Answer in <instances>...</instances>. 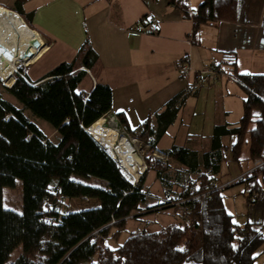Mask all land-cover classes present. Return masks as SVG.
<instances>
[{"label": "trees", "instance_id": "1", "mask_svg": "<svg viewBox=\"0 0 264 264\" xmlns=\"http://www.w3.org/2000/svg\"><path fill=\"white\" fill-rule=\"evenodd\" d=\"M167 2L190 17L182 0ZM235 2L203 0L191 18L193 33L206 21L233 19ZM21 3L17 1L11 10L32 28ZM96 60L97 53L87 41L76 58L58 63L38 80H31L20 67L23 76L16 75L9 86H2L18 104L0 90V264H255L256 252L264 243L262 229L249 221L235 223L223 203V188L213 189L212 185L222 162V136L236 137L231 146L232 161L241 162L245 143L246 159L264 160V74L237 75L246 92L243 116L232 127L214 126L211 150L203 154L204 171L190 176L175 197L163 203L183 208L180 223L172 222L156 231H133L112 249L106 244L111 229L116 228L112 239H117L126 218L143 210L149 193L143 186L145 173L132 185L117 162L86 131L112 111L111 87L98 80L92 85L88 72L80 69H93ZM184 99L185 94H177L168 101L164 110L155 114L154 128L146 121L130 129L123 113L115 117L129 135L144 141L154 152ZM26 110L48 122L53 136L32 122ZM162 153L175 159L197 158L194 150L178 145ZM193 160L187 169L196 173L200 166ZM148 164L147 169L166 182L164 162L156 159ZM251 173L264 181V164ZM17 180L21 185L20 211L2 204L3 188L14 187ZM65 198H98L100 205L61 211ZM36 227L39 231L13 256L25 232Z\"/></svg>", "mask_w": 264, "mask_h": 264}, {"label": "crops", "instance_id": "2", "mask_svg": "<svg viewBox=\"0 0 264 264\" xmlns=\"http://www.w3.org/2000/svg\"><path fill=\"white\" fill-rule=\"evenodd\" d=\"M17 1L0 0V4L15 9ZM20 1L23 16L29 17L31 29L45 44L38 60L55 50V56H61L58 63L70 62L88 41L97 53L93 69H87L92 85L98 80L111 87V114L123 113L130 129L146 121L154 128L155 114L177 94H185L176 114L179 124L173 125V146H181L176 138L184 119L201 117L194 128L206 136L215 125H235L243 116L246 96L243 85L227 77L219 76L208 88L196 87L192 73L179 72L181 57L188 56L194 69L219 62L236 78L241 73L264 74V0H236L233 19L206 21L194 33L193 20L167 0ZM188 1L192 11L203 2ZM53 66L29 78L38 80ZM231 113L236 122L229 121ZM189 132L187 126V137ZM165 134L157 142L160 152L165 150L160 146ZM232 136L221 138L225 141ZM255 206L261 208V203ZM260 228L263 232V226Z\"/></svg>", "mask_w": 264, "mask_h": 264}, {"label": "rangeland", "instance_id": "3", "mask_svg": "<svg viewBox=\"0 0 264 264\" xmlns=\"http://www.w3.org/2000/svg\"><path fill=\"white\" fill-rule=\"evenodd\" d=\"M12 6L13 5L2 6V4H0V15L4 14L8 10L14 9L12 8ZM55 55H56V51L53 50L48 54L44 55L40 60L30 64L29 66L20 63L18 65L17 71L13 74L12 81L14 80L16 75H22L20 72V67L24 69L25 71L24 74H28V76L32 78L33 76L35 77L41 74L42 70L50 68L52 65L54 66L57 65L61 56H55ZM88 76L90 77L89 73ZM220 77H225V76H220ZM12 81L9 82V85L10 83H12ZM6 85L7 84H4L0 80V90L2 91V95L8 98L9 100H11V102L18 104V102L14 98L10 97L2 90V86H6ZM25 114H27L30 120L34 122L36 125H38L43 130V132L49 135V137L53 136L54 131L48 122H46L45 120L39 117L32 116L29 110H26ZM110 114L111 113H108L105 119L108 118ZM114 119L116 120L117 123V129L119 131L124 132L127 138L130 141L134 142L136 152H138L143 163H146V170L144 171L146 177L144 179L143 186L144 189L148 190L149 199L147 200L146 204L142 206L143 210L140 212H136L135 217L129 216L126 218V223L124 225V228L120 231L117 239H112L113 233L116 232V228L111 229V233L109 237L106 239V244L112 249H114V247H116L118 244L124 241L125 238L128 236V234L133 231L136 230L146 231V232L156 231L162 227H165L169 223L172 222L180 223L182 218L179 217V214L181 213V210H183V208L182 207L177 208V207H173V205H168L163 203L165 201L168 202V200L171 197H175L174 193H178L182 185H186L185 182L186 180H189L190 176L195 177V175L199 173L201 170L204 171L205 158H203V154L211 150L210 137L213 132V130H211L209 136H206L205 134L207 133L202 134L201 132L198 133L195 130L194 126L198 120H202L201 117L193 118L191 120L190 118L184 119L182 123L184 127L183 126L181 127L180 134L176 139L178 143H180L179 145H181L182 147L186 148L187 150L188 149L194 150L197 153V158L194 159L190 156L188 157L185 156L183 157V159L181 158L175 159L166 156L164 153L158 150H156L155 152H151L149 147L145 145L144 141L138 139V137H136L135 135L133 136L129 135L127 131H125L121 126H119V122L115 116ZM228 119L230 122H232V120L233 121L237 120V117L236 115L231 113ZM174 124H176L177 126L179 124V121H176L175 119L174 122H172L170 125L167 126L165 132L166 131L168 132L166 134L164 132L165 136L162 139L160 145L163 149H165L164 151H166V148L168 150L173 146L172 143L170 142L173 141L174 139L173 136L176 131V126H173ZM190 124L191 126L189 127ZM187 126L190 130L189 132L190 135H188V137L185 135V130L187 129ZM186 138L189 140L186 143H183ZM235 139L236 137L232 136V137H227L225 138V141H222V144L224 145V147L222 148L223 149L222 162L219 167V173L217 174L218 178H216V183L213 184L212 186L219 189L223 188L221 192V194L223 195V203L226 207L227 212L230 213L231 216H233V221L235 223L239 225H243L247 221H251L255 227L259 228L263 226L264 228V181L263 182L260 181L258 175H256L255 177L254 174L251 173V171H253V169L255 168L254 167L255 161L250 162L248 159H245L246 155L248 154L247 143H245L241 147L242 152L240 158L243 160H241L240 163L231 160V150H232L231 146L235 141ZM156 159H160L162 162H164L166 168L165 170L166 173L168 174L167 180L164 183H162L160 179L156 177L155 171H153L151 168L147 169V167L149 166L148 161L152 163ZM191 160L195 161L200 166L199 169L196 171V173L190 172L187 169V165L189 166V164H191ZM144 173L142 174L143 176L140 178V180L144 177ZM257 183L260 184L258 186L256 185V187L259 188V192H260L259 199L261 198L260 201L257 202V203L259 202L261 203V208L258 209L255 206V203H250L249 196L246 197L247 195H249L250 189ZM21 202H22L21 185L19 180L16 181V185L14 187L3 188L2 204L5 208L20 211ZM99 205H100V200L98 198H86V199L65 198L61 200L60 210L78 211V210L94 208ZM39 229H40L39 227H36L33 229H29L25 232L23 241L19 245V248H17L13 252V256L17 255V253L29 242L32 236L36 232H38ZM256 256L257 257L255 264H264V243L259 247V250L256 252Z\"/></svg>", "mask_w": 264, "mask_h": 264}, {"label": "bare ground", "instance_id": "4", "mask_svg": "<svg viewBox=\"0 0 264 264\" xmlns=\"http://www.w3.org/2000/svg\"><path fill=\"white\" fill-rule=\"evenodd\" d=\"M44 49L40 36L18 13L8 10L0 15V80L4 84L9 85L20 63L27 66L36 62ZM87 129L114 155L124 175L133 184L137 183L146 170V163L136 152L134 142L117 129L114 116L101 117Z\"/></svg>", "mask_w": 264, "mask_h": 264}, {"label": "built area", "instance_id": "5", "mask_svg": "<svg viewBox=\"0 0 264 264\" xmlns=\"http://www.w3.org/2000/svg\"><path fill=\"white\" fill-rule=\"evenodd\" d=\"M188 2H189L188 0H182V5L187 7L188 16H190V18H192L194 11H192L190 9ZM177 67H178L179 72H181L183 75L188 74V73H192L193 74V83H195V86L199 87V88H208L209 86H211L214 83L215 80H217L219 78V76H225L229 80L232 79L234 81H237V78L232 73H228L226 70H224L222 65L214 63V62L207 64V66L204 68L194 69V68H192V66L190 64L188 56H185V55H184V57H181L178 60ZM263 164H264V160H261V159L258 160L257 159V160H255L254 167L256 168V167L261 166ZM125 178L127 180H129L126 177V175H125ZM212 188L218 189L214 186ZM249 192H250L249 193L250 203L258 204L257 202H258V199L260 197L259 188L254 186L253 188L250 189Z\"/></svg>", "mask_w": 264, "mask_h": 264}, {"label": "water", "instance_id": "6", "mask_svg": "<svg viewBox=\"0 0 264 264\" xmlns=\"http://www.w3.org/2000/svg\"><path fill=\"white\" fill-rule=\"evenodd\" d=\"M80 69H82V70H85V71H87L84 67H81ZM7 86V85H6ZM104 119H105V117H104ZM92 125V124H91ZM86 131L92 136V134L89 132V130L88 129H86ZM93 137V136H92ZM94 138V137H93ZM95 139V138H94ZM96 140V139H95ZM97 141V140H96ZM97 143H100L99 141H97ZM100 145L104 148V150L106 151V153L107 154H109V155H111V157L117 162V160L115 159V157H114V155L113 154H110L109 152H108V150L106 149V147L102 144V143H100ZM117 164H118V162H117ZM119 165V164H118ZM119 167H120V165H119ZM120 171H121V173L123 172L122 170H121V167H120ZM122 174H124V173H122ZM125 176V175H124ZM131 183V182H130ZM131 184H133V183H131Z\"/></svg>", "mask_w": 264, "mask_h": 264}]
</instances>
